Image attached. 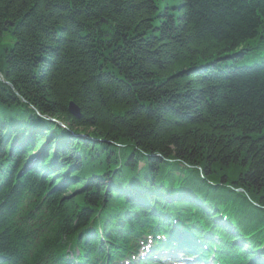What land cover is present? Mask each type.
<instances>
[{
    "label": "trees",
    "instance_id": "1",
    "mask_svg": "<svg viewBox=\"0 0 264 264\" xmlns=\"http://www.w3.org/2000/svg\"><path fill=\"white\" fill-rule=\"evenodd\" d=\"M158 1L0 0V72L8 81L0 82V264H68L75 251L83 264H98L85 261L89 253L100 264L119 262L124 255L113 242L150 236L136 225L138 219L150 226L144 219L150 214L134 189H168L154 171L158 163L175 164L166 160L173 153L203 167L205 176L175 165L177 187L170 191L204 205L194 203L196 213L187 208L190 200L170 206L164 192L155 195L156 216L170 210L182 223H195L196 232L210 229L224 264H246L264 244V0H178L163 13ZM7 21L13 26L5 30ZM8 83L28 105L85 134L80 157L60 144L53 151L63 160L60 170L44 175L51 164L40 161L20 172L33 153L30 146L9 152V131L16 128V137L23 127L14 122L34 120L30 112L8 117L14 96ZM70 102L80 119L67 110ZM35 138L47 142L42 133ZM119 152L126 166L115 163ZM148 167L153 172H143ZM66 173L84 181L75 197L59 181ZM203 181L212 194L184 190ZM208 205L231 227L240 220L237 235L211 220ZM152 229L158 235L173 227ZM130 244L127 253L136 254Z\"/></svg>",
    "mask_w": 264,
    "mask_h": 264
},
{
    "label": "rangeland",
    "instance_id": "2",
    "mask_svg": "<svg viewBox=\"0 0 264 264\" xmlns=\"http://www.w3.org/2000/svg\"><path fill=\"white\" fill-rule=\"evenodd\" d=\"M177 3H178V0H166V5L168 7H171L170 10H173L174 8H176V4ZM12 26H13V22L7 21L6 24H5V30H8V28L12 27ZM9 43H11V39L10 40L7 39V42L5 43L6 46ZM96 44L98 45V41H96ZM97 50H98V48H97ZM38 71H39V69H38ZM1 81H3L6 84L8 82L4 78L3 74L0 72V82ZM8 85H9V83H8ZM8 88L12 90V92H10V93L15 96V97L14 96L11 97L12 98L11 99L12 105L9 106L11 108V111H10L11 114L8 117H11L12 120L16 121L17 119H15V118H20L21 117L20 113H22V112L23 113L30 112L31 113L30 115L32 117L31 120H34V121H30V119L28 118L29 121H25L24 122V121L20 120L18 122L17 121L14 122V123H16L14 125L19 127L20 129L23 127V129L21 130L22 132H20V130H19L20 134H19L18 137L14 136L16 128H13L11 131H9V135H8V143L10 144L9 150H8L9 152L13 151V149L15 151L16 150L15 148H17V149H21V148H24V147L28 148V145L30 144V148H33V146L36 148V150H35L36 153L35 154H37L40 151V154H41V152L45 153L46 158H47L48 155H51L53 153V151H55V147L59 146L61 144V145H63L62 147H65V146L71 147L72 150H73V153H75L78 157L81 156L80 155V151L78 152V150L80 149L79 145H81V140L83 138H85V137H82V134H80L81 132H76L75 135H72L73 133H70V132H68V131H66L64 129L56 128V125H53V124H51L49 122V120L51 118L52 120L54 119V120H57V122L61 123V122L64 121V118H62V117H58V116L57 117H53V116L50 117L47 114L45 115L43 112H41L42 115L39 114L38 118L33 117V116H35L37 114L36 113L37 112L36 109H39V107H37V106L35 107V106H33L31 104V108L30 109L29 108H25L22 104H28L26 102H28L29 99L27 97H24V95H22L20 93V91L17 89V87L15 85H9ZM67 110L69 111V113L71 114L72 117H75L77 119H80L82 117V112H81L80 108L74 102H70L69 103V107L67 108ZM120 114H121V116H123L122 113H120ZM117 115L119 116V114L116 112L115 116H117ZM42 116L43 117H47V120L44 121L43 118H41ZM48 118H49V120H48ZM65 123L69 124L66 119H65ZM56 129H58V131ZM39 130L41 131V133L47 139L48 142L49 141H53V142H56V144L54 143L51 146L50 145H45L46 142H41L40 139L38 140L37 138H35V134L37 132H39ZM54 130H56V131H54ZM91 140H92V136H91ZM98 146H95V148H97ZM105 148H110V146H105ZM114 153H116V151H114ZM106 154H108V153H106ZM202 154H204V153L202 152ZM100 155H102V154H100ZM161 155H162V153H161ZM115 157L118 160V162H115V163H119L120 165L126 166V158H125V156L121 155L120 152H119V153L115 154ZM95 158H99L100 159V156L99 157L95 156ZM110 158H112L111 155H110ZM49 159H50V157L47 158V160H49ZM35 160H39V159L35 157ZM35 160H34V162H36ZM32 162H33V160H32V158H30V160L26 164V167L24 168V170H21L20 172L22 173L23 171H26L27 168L31 167L30 165H31ZM50 164H51V162H50ZM133 164H134L135 167H137V165H139V161H134ZM143 166L144 165H139L138 166L139 169L138 168L137 169L139 171H141L142 170L141 167H143ZM157 166H158V168H156V171H154L155 176L157 178H161L162 177L163 181H165L166 178H167L166 182H169L168 183L169 186L171 185V187H174V186L177 187V177L179 176V173L174 171V167H170V165L168 166V165H166V163L165 164L164 163H158ZM189 169H191V168H189ZM200 169H201L200 172L204 174V170H203L204 168L200 166ZM147 170L148 171H152V169L150 167H148L143 172L146 173ZM165 171H166V173L164 175ZM143 172H141V173H143ZM170 172H171V175H170V178H168L169 177L168 174ZM181 173H184V171L181 170ZM71 175H72V177H75L74 173H71ZM157 175H159V176H157ZM199 177L201 178V176H199ZM61 180H63L62 186H65L64 183L70 182V180H68V176H67V179H63V178L59 179L60 182H61ZM72 182H74V183H72V185H70V184H69L70 186L66 185V187H64V189H65V191H68V196L75 197L79 193V190L81 191V189L84 188L85 186L83 187L84 181L81 178H78V180L74 179ZM178 183H179V181H178ZM185 185H186V187H184L185 188L184 190H186V191H188L190 193H193V191H196V189H197L196 186H197L203 191V194H207V193L208 194H212L211 191H210V188L207 186L205 181H203V183H200L199 185L196 184V183H191V184L187 183ZM192 186H195V187L192 188ZM161 192L163 194L165 191L161 190ZM178 192L180 193L181 196H182V193H184V192H181V190H178ZM184 194H185L186 197H189L191 201L193 200L192 196H190V195H188L186 193H184ZM165 196H167V194H165L164 197ZM137 198L140 199V197H137ZM141 201H142V199L140 200L139 205H141ZM174 201L176 202L178 200L175 199ZM195 203H197V204H199L201 206L204 205V203L198 201L196 198H195ZM169 205L172 206L173 202L172 203L170 202ZM211 207L212 206L208 205V207L204 208L205 212L208 215L212 214L213 211H214V206H213V210H212ZM168 208H169V206H168ZM162 214H165V213H162ZM244 214H246V213H244ZM247 214H249V213H247ZM162 216L168 217L167 215H162ZM245 218H246V216H242V218L240 217L239 219L244 221ZM248 218H249V216L247 215V220H248ZM251 227H253V225ZM262 262L264 263V260Z\"/></svg>",
    "mask_w": 264,
    "mask_h": 264
},
{
    "label": "bare ground",
    "instance_id": "3",
    "mask_svg": "<svg viewBox=\"0 0 264 264\" xmlns=\"http://www.w3.org/2000/svg\"><path fill=\"white\" fill-rule=\"evenodd\" d=\"M158 4H159V6H158V9L160 10V12L161 13H163V12H168V11H170V9H171V7H168L167 5H166V0H159L158 1ZM37 114L35 115V116H33V117H35V118H38V116H39V113L38 112H36ZM51 117V116H50ZM85 131H87V130H85ZM38 133H41V131L39 130V132ZM83 137H85V136H83ZM119 145L120 146H127L128 145V143H126V142H124V140H121L120 142H119ZM30 146V144L28 145V147ZM66 149V148H65ZM65 149H63V151H64V153H65ZM32 150V151H31ZM36 148L33 146V148H30V151H31V153H33L34 154V156L36 157V158H38V159H40L39 160V162L41 161V163L43 162L44 164H47V163H49L50 164V162H51V169H50V174H52V171H54V169H55V167L56 168H58V170H60L62 167H64V164L63 163H61L63 160L60 158L59 159V157L57 156V153H53V154H51V155H48L47 156V158H49L50 157V161L49 160H47V158H46V155H45V153H42L41 152V154H40V151L37 153V154H35L36 153ZM30 151L28 152L29 154H31L30 153ZM17 152V151H16ZM26 156V158L27 159H29V156H28V154H26L25 155ZM63 157V156H62ZM72 157V156H71ZM30 158H33L32 156L30 157ZM167 158H170V159H182L183 157L181 156V155H179L178 153H173V154H171V155H169V156H167ZM35 161H38V160H35ZM36 164H35V162L33 161L32 163H31V167H33V166H35ZM57 165V166H56ZM41 166H42V164H41ZM41 166L39 167V168H41ZM132 167H134V165L132 164ZM39 168H38V170H39ZM69 169V168H68ZM66 172H68V171H66ZM170 174V173H169ZM64 176H68V174L66 173V174H64ZM73 180H70V182H68V183H64V185L66 186V185H72V183H74V182H72ZM86 181L88 182V180H87V178H86ZM62 182L63 181H61V184H62ZM87 182H85V184L87 183ZM121 184H123V183H118V189L120 190V191H123L122 190V187L121 186H123V185H121ZM69 185V186H70ZM124 185H125V183H124ZM128 187V186H127ZM144 187V189H146V187H148V186H143ZM134 190H137V194L141 197V198H143V206L145 207L144 208V212H145V214L146 215H148V214H150V216L149 217H146V216H144V219L150 224V226H146V229H144V224H143V222H141L140 220H138L137 219V222H139L138 224L136 223V225L140 228V230L141 231H143V232H145L146 234H148V235H150V236H154V231H153V229L152 228H154V230H156V229H158L159 228V225L160 224H163V225H166V224H168L169 225V222H172V224H173V226H175V217H172V213H171V211L169 210V212H170V214L168 213H166V214H162V215H167L168 217H164V216H156V204H155V192H157V194L160 196L161 194L159 193V191H158V189H153V190H147V191H145V190H138V189H134ZM155 191V192H154ZM132 192V191H131ZM130 192V193H131ZM177 193V192H176ZM162 196V195H161ZM135 196H132L131 197V200H136V198H134ZM137 197V196H136ZM130 199V198H129ZM137 201H138V198H137ZM141 203H142V201H141ZM115 224H117V225H119V223H115ZM197 227V225L195 224V223H193L192 225H190V226H188V227ZM149 227V228H148ZM121 229V228H120ZM173 229H175V228H173ZM188 229V228H187ZM127 234H131V232H129V231H127L126 232ZM132 234H134L133 232H132ZM120 235H122L121 233H118V234H116V236H120ZM90 237V235H89V233H87V238H89ZM210 238H212V237H210ZM130 243H133V246H132V249H134L135 247L137 248V249H140V248H142L143 246H144V242L142 241V239H135V241L134 242H132V241H130L128 238H126V242H124V243H121L120 245H122V246H120L118 243H116V242H113V245L115 246V247H112V248H114V250H116V252H118V253H121V254H123L124 255V257H122L121 259H119V263L118 264H121L123 261H125V260H129V259H131V258H128L129 256H134L135 255V253H127V250L130 248L129 247V245L131 246V244ZM167 246H171V243L169 242V244H167ZM162 248V250H164V251H168L169 249H167V248H163V247H161ZM146 253H148V250H146L145 251ZM137 256V255H136ZM135 256V257H136ZM236 255H234V257H235ZM86 257H88L87 259H85V261L87 262L89 259H90V257L92 258V260L93 261H96V263H98V264H100L101 262H102V260H98L97 261V258H98V256L97 255H95L94 253H89V256H86ZM140 258V257H139ZM60 259V258H59ZM141 259V258H140ZM135 260V259H134ZM137 262H140V261H137ZM140 264H145V263H140Z\"/></svg>",
    "mask_w": 264,
    "mask_h": 264
}]
</instances>
